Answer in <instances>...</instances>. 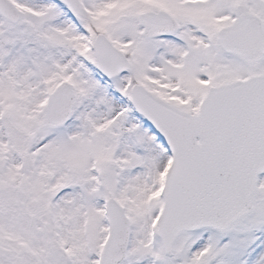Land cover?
I'll return each mask as SVG.
<instances>
[{"label": "snow or ice", "instance_id": "snow-or-ice-1", "mask_svg": "<svg viewBox=\"0 0 264 264\" xmlns=\"http://www.w3.org/2000/svg\"><path fill=\"white\" fill-rule=\"evenodd\" d=\"M0 264H264V0H0Z\"/></svg>", "mask_w": 264, "mask_h": 264}]
</instances>
